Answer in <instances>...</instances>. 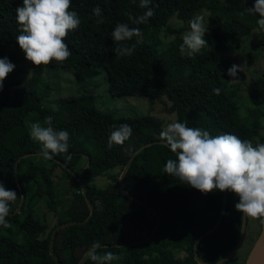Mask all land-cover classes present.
<instances>
[{
  "label": "trees",
  "instance_id": "16d2710c",
  "mask_svg": "<svg viewBox=\"0 0 264 264\" xmlns=\"http://www.w3.org/2000/svg\"><path fill=\"white\" fill-rule=\"evenodd\" d=\"M22 2L0 0V58L6 57L11 63L17 62L12 51L20 49L16 9ZM140 2L72 0L70 10L78 14L80 25L65 39L71 56L62 64L34 65L32 77L11 95L5 87L0 91V182L17 193L9 214L18 209L24 196L19 213L7 217L11 227H0V264H79L96 241L101 245L96 249L98 254L112 252L121 257L111 264H198L194 242L214 227L222 211L224 192L201 193L163 171L169 159H177L165 143L141 149L127 167L121 186L120 175L132 153L149 142L162 141V121L150 115L116 117L102 112L90 95L63 99L55 110L48 109L37 94L45 68L64 72L101 69L113 99L144 97L150 104L165 99L176 122L206 130L211 136L232 134L253 146L264 143V79L237 81L228 75L234 65L227 57L232 41L250 37L255 30L264 31L257 23L259 16L244 11L253 8L255 0H151L148 7L156 13L146 23L137 24L130 17L148 10ZM97 6L102 10L103 24L97 23L93 13ZM197 15L208 28L207 44L188 57L180 53L179 46ZM118 23L139 29V34L118 44L112 38ZM259 43L264 46V35ZM125 45H135L133 55L117 57L114 49ZM214 89H219V94ZM49 116L56 130H66L70 135V161L66 154L45 160L40 144L30 137L31 125L46 126L44 120ZM121 124L130 125L132 135L123 145L109 148L113 126ZM63 165L74 171L80 182ZM57 168L64 170L78 188L71 194L65 216L49 229L36 216V208L45 199L55 212ZM98 177L109 180L105 189L92 184ZM80 185L94 208L88 221L90 209ZM98 194L101 200L109 198V209L120 220L93 228L80 238L79 225L93 224L98 214ZM238 201L236 194L227 192L220 225L197 243L200 262L217 264L237 244L243 223V214L235 209ZM181 203L186 207L180 208ZM157 218L158 228L148 241L114 246L148 238ZM249 221L247 217L240 248L223 264H244L261 227L260 220L252 219V226ZM66 223L77 225L58 229L50 252L53 229ZM19 235L24 236L22 243L17 242ZM244 247L246 252H242ZM81 264H93L90 253Z\"/></svg>",
  "mask_w": 264,
  "mask_h": 264
},
{
  "label": "clouds",
  "instance_id": "9594fccd",
  "mask_svg": "<svg viewBox=\"0 0 264 264\" xmlns=\"http://www.w3.org/2000/svg\"><path fill=\"white\" fill-rule=\"evenodd\" d=\"M72 0H23L22 6L16 9V20L20 35L16 37L25 58L37 67L48 66L53 61L65 62L71 51L65 43L69 32L79 28L80 19L76 12L71 11ZM151 0H141L140 6L148 10L139 17H130L133 23H146L154 16L148 7ZM245 12L258 15L257 23L264 29V0H255L251 9ZM97 23L103 24L104 18L99 6L93 9ZM244 14V13H242ZM190 31L183 35V43L179 46L180 53L193 57L207 44L205 34L208 28L203 17L197 15L190 21ZM139 34V29L130 28L126 23H118L112 38L118 44L131 40ZM135 45L119 46L114 49L117 57L132 56ZM15 65L8 58H0V91L8 75ZM238 66L233 65L228 75L236 77ZM219 94V89H214ZM44 125H31L30 137L41 146V155L51 160L54 155L66 154L70 144V135L66 130H56L53 118L46 117ZM108 141L109 148L113 144L123 145L132 135L128 124L114 125ZM161 140L170 148L177 159H169L163 171L177 178L181 183L204 194L216 190L232 192L239 198L235 209L246 217L258 219L264 223V143H253L242 140L236 135L223 134L211 136L208 131L189 127L185 123L173 122L160 133ZM17 193L6 189L0 182V227L10 228L7 217L11 211L10 203L15 202ZM101 247L98 241L93 242L90 258L93 264H111L121 257L107 252L98 254Z\"/></svg>",
  "mask_w": 264,
  "mask_h": 264
},
{
  "label": "rangeland",
  "instance_id": "374dc122",
  "mask_svg": "<svg viewBox=\"0 0 264 264\" xmlns=\"http://www.w3.org/2000/svg\"><path fill=\"white\" fill-rule=\"evenodd\" d=\"M156 13L155 10H153ZM264 35V31L255 30L250 37L232 41V46L227 55L230 63L238 66L236 77H231L237 81H257L264 79V52L260 46V39ZM17 62H12L15 65L4 81L3 87L7 88L10 95L22 87L31 77L34 64L25 58V54L21 49L12 51ZM37 89V94L44 107L55 110L60 100L67 98H77L84 95H90L95 98L96 108L102 112L111 113L116 117H136L150 115L162 121L163 130L167 125L176 122L174 113L168 112L169 104L165 99L149 103L144 97H127L121 99H113L107 89L105 81V72L101 69L95 71H87L85 69L64 72L61 69H44L41 82ZM264 134V130L261 132ZM109 183L106 177H98L92 184H95L98 189H105ZM91 184V185H92ZM77 184L70 179L64 170L57 168L54 171V199L56 201L55 212L47 207L46 200H41L37 204L36 216L42 223H47L49 229L57 224L59 218L65 216V212L69 206L71 194L77 191ZM30 190V195L33 194ZM98 214L95 221L91 225L85 223L77 228L78 237H83L93 228L104 225L112 221L117 222L119 215H112V208L109 209V198L101 200L100 194L97 195ZM186 204L181 203L180 208H185ZM252 218L249 224L252 226ZM88 226V227H87ZM89 228V229H88ZM246 234V232H245ZM256 235V234H255ZM24 236L19 235L17 242L22 243ZM248 248L244 247L242 252H246Z\"/></svg>",
  "mask_w": 264,
  "mask_h": 264
},
{
  "label": "water",
  "instance_id": "95a60500",
  "mask_svg": "<svg viewBox=\"0 0 264 264\" xmlns=\"http://www.w3.org/2000/svg\"><path fill=\"white\" fill-rule=\"evenodd\" d=\"M158 143H163V144H164L165 142H163V141H158V140H156V141H152V142H149V143H147V144H145V145H142L141 147H139L137 150H135V151L132 153L130 159H129L128 162L126 163V165H125V167H124V169H123V171H122V173H121V175H120V183H121V186L123 185V176H124V174H125V171H126L127 167L129 166V164H130L132 158H133V157H134V156H135V155H136L141 149H143V148H145V147H147V146L153 145V144H158ZM25 156H26V155L21 156V157L19 158V160L22 159V158L25 157ZM61 165H62V164H61ZM62 167H63L64 169H66V171H67L68 173H70L71 175H73V176L76 178L77 182H80L79 177L75 174L74 171H72L70 168H66L64 165H63ZM17 184H18V187L21 189V186H20L18 180H17ZM80 187L82 188L83 194H84V196H85V199H86V201H87L88 207H89V209H90V215H89L88 219L86 220V221H88V220L90 219V217H91V216L93 215V213H94V208L92 207L91 202L89 201V199L87 198V196H86V194H85L84 187H83L82 185H80ZM127 195H128L129 197H132V196H131L130 194H128V193H127ZM133 199H134V198H133ZM226 201H227V192H224V198H223V204H222V211H221V214H220L219 219L217 220L216 224L214 225V227H213L211 230H209L208 232H206V233H204L203 235H201V236H200L198 239H196V241L194 242V246H193V249H194V258H195V260L197 261L198 264H204V263L200 262V261H199V258H198V256H197V252H196V246H197V243H198L201 239H203V238H205L206 236H208L209 234H211V233H212V232H213V231H214V230L220 225L221 218H222V216H223L224 209H225V207H226ZM23 202H24V196L22 195L21 203H20L18 209H17L14 213L9 214V216H13V215H16L17 213H19L20 208L22 207ZM246 221H247V217L243 215L242 229H241L240 237H239V240H238L237 244H236L235 247H234V248H233V249H232V250H231V251H230V252H229V253H228V254H227L222 260H221V261H219L217 264H223L224 262H226L228 259H230V258H231V257H232V256L238 251V249L240 248V246H241V244H242V242H243V239H244V234H245V229H246ZM73 225H77V224H76V223H66V224H61V225L56 226V227L53 229V231H52V233H51V237H50V247H49V248H50V252H51V244H52V240H53L54 233H55L58 229H60V228H64V227H66V226H73ZM158 225H159V219L157 218V219H156V225H155L154 230L152 231L151 235H150L148 238L144 239V240H141V241H138V242H135V243L132 242V243H126V244H117V245H114V246H118V247H120V246H126V245L142 244V243L148 241L149 239H151V238L153 237L155 231H156L157 228H158ZM90 250H91V249H90ZM90 250H89V251H88V252L82 257V259L80 260L79 264H81V263L84 261V259L88 256V254L90 253ZM51 255H52V253H51ZM57 264H59V263L57 262ZM244 264H264V223H261L260 232H259L258 236L256 237V239H255V241H254L252 247L250 248V250H249V252H248V254H247V257H246V259H245Z\"/></svg>",
  "mask_w": 264,
  "mask_h": 264
}]
</instances>
